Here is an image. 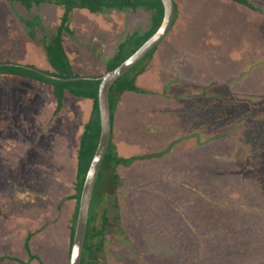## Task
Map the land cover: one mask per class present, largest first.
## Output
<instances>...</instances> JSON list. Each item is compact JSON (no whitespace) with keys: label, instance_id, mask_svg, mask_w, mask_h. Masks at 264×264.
I'll return each mask as SVG.
<instances>
[{"label":"rangeland","instance_id":"374dc122","mask_svg":"<svg viewBox=\"0 0 264 264\" xmlns=\"http://www.w3.org/2000/svg\"><path fill=\"white\" fill-rule=\"evenodd\" d=\"M246 1L251 9L231 0H174L178 21L157 45L166 47L163 57L154 51L137 66V114L132 109L124 116L137 128L131 130L137 137L134 160L114 169L117 183L109 180L104 190L109 224L104 245L94 252L98 264H264V159L250 158L264 147V99H244L264 98V0ZM64 12L56 2L29 9L0 0V65L23 68L0 74V264L68 262L75 203L69 196L93 101L65 90L63 107L55 111L54 89L60 88L55 80L70 82L67 88L78 80L57 78L46 55ZM151 23L145 10L73 9L70 31L60 35L72 78L104 74L116 51L127 49L119 44L134 32L139 36L129 40L139 43ZM28 68L57 76L45 82ZM220 92L237 107L233 128L240 131L235 128L230 136L242 153L233 167L247 162L243 169L257 178L250 183L255 194L241 200L247 210L233 206L215 187L207 189L198 170L187 166L192 156H204L187 148L191 140L201 150L215 146L207 140L213 132L226 135L225 123L219 127L216 120L212 127L206 120L212 114L207 98ZM215 102L216 110L222 109ZM68 150L70 158L64 155ZM135 165L137 175L130 180L136 167H129ZM143 176L147 180L139 183ZM101 223L98 218V228Z\"/></svg>","mask_w":264,"mask_h":264},{"label":"trees","instance_id":"16d2710c","mask_svg":"<svg viewBox=\"0 0 264 264\" xmlns=\"http://www.w3.org/2000/svg\"><path fill=\"white\" fill-rule=\"evenodd\" d=\"M9 1H16L23 4L26 8H31L32 3H42V2H56L59 5L64 6L65 12L62 16L61 24L58 29L59 36L55 39L56 42L54 44L45 45L46 48V55L48 60L50 61L52 67L57 69L58 71L57 76L56 73H38L35 72L32 68H28L27 70L30 71L32 77H39L42 80H45V82H49L51 79V76L61 79H71V82H75L72 78L73 75L71 74V63L70 60L66 54V51L64 50L63 46V40L60 35H62L63 32L69 33L68 28V21H69V14L73 9L79 8V9H87L91 12H100L104 9H116L120 11H124L126 9H132L134 11L136 10H145L150 13L151 15V26L143 34V38H141L140 42H132L130 41L131 38L139 36L137 33L134 32V34L131 35L126 41L124 45L119 44V48L121 45L123 47H127V49L116 51L115 55L113 56L112 60H114V64L111 66V68H108L107 70L114 69L115 67L119 66L123 61H125L129 56H131L161 25L163 20V5L160 0H9ZM238 4H243L247 7H251V4H249L246 0H231ZM176 14V10H175ZM175 16L173 20V24L175 22ZM130 39V40H129ZM129 40V42H127ZM127 45V46H126ZM122 48V47H121ZM157 46L154 47L148 54H146L142 60H140L136 65H134L128 72H126L123 76H121L119 79H117L114 83V85L110 89L109 94V104L111 109V118L113 122V110L116 107V103L118 102V97H116V93H123L125 91H132V92H140V89L135 85V78L140 73L139 69L137 70V66L143 62L147 56L152 55L154 51L156 50ZM123 49V48H122ZM16 69L15 72H13V69ZM9 69V70H6ZM23 69L21 66L17 65H7L2 64L0 65V74L2 73H11V74H17V71ZM26 70V69H24ZM48 75V76H47ZM130 75V77H129ZM76 78V77H74ZM55 80V79H54ZM56 83L60 84L59 86H56V89H54V95L57 96V105L55 108L56 112H59L61 108L63 107V91L67 90L72 95L76 97H83L87 98L93 101V108H92V114L89 118V120L85 123L83 127V132L80 136L79 141V147L76 154V165H77V174H76V183L74 185L75 192L73 195L69 196V199H73L75 201L74 203V210L71 217V225L69 227L70 233H69V250H68V262L66 264H69V255L71 250V244L73 241L74 236V230H75V224L78 214V208H79V202H80V196L85 180V176L87 173V170L89 168V165L91 163V160L93 158V155L95 153L96 147L98 145L99 136H100V118H99V110H98V88H99V80H91L87 78L78 79L75 82L74 88H67V86H70V82H66L63 80H55ZM219 93L216 95V97H209L207 100L210 102L206 104H210L211 106H214L216 104V100L219 101V107L222 108L220 110H216L217 107L214 106V108H211L210 111L212 114L206 118H210L211 125L213 127L214 124L217 125L216 120H219V127H221L224 123L226 124V135L223 134H216V132H213L210 137L207 138L212 143H215V146L213 145H207L201 150H195L196 153H199L201 151L204 152L203 158H201L199 155L196 159H193V156L191 157L190 161H187L189 168L192 170L196 168L198 170V178H203V183L205 184L206 188L209 189L208 186L215 187L216 191L219 193L226 194L225 198L230 197L231 202L233 206H238V208H242L243 210H247L245 206L241 204V200L244 203V200H247L252 194H255V190L253 188L251 189L250 183L253 180H257V178L253 175L250 176V174L253 172L250 168H247L246 170V163L243 162L240 167H233L235 164L234 162L239 158L238 153H242L241 149L239 147H233L231 145L232 141V133L231 131L237 127L233 128V120L235 118L234 111L237 113V107L236 104H234L235 99L232 100L225 98L226 94ZM261 97V96H260ZM259 96H251L247 95L244 96V99L249 100L248 102H257L261 101L264 98H260ZM237 98V97H236ZM233 101V102H232ZM213 102V103H211ZM248 120H244L242 118V122L246 123ZM218 126V125H217ZM244 127H241L240 129H243ZM239 130V129H238ZM240 131V130H239ZM225 135V136H224ZM200 143V142H198ZM50 144V141H47V145ZM248 146L250 143H247ZM246 145V142H245ZM59 146V144H58ZM210 146H213L210 147ZM61 148V152H62ZM64 155H68L70 158L71 150L64 151ZM63 155V156H64ZM67 157V158H68ZM256 157L257 161L264 159V147L258 148L256 152L254 151L250 158ZM263 158V159H262ZM134 158L125 159L118 155L116 146L110 140L109 146L103 161V164L101 166V169L99 171V175L93 190L91 205H90V211H89V219H88V225H87V231L81 256V264H98L97 258L94 256L95 251H99L102 246L104 245V230L109 224V220L107 217V207H103V203L106 201L107 194L104 192L106 186L108 185V181L110 180L113 184L117 183L118 175L116 172H114V169L116 167L122 165V166H129L133 162ZM249 161V160H248ZM107 167H110L112 169V172H108L106 169ZM188 168V169H189ZM244 168V169H243ZM49 175H51L50 172ZM46 173V175H47ZM244 193V195H243ZM237 197V200H236ZM99 198V199H98ZM97 199V201H96ZM115 202L116 197L114 198ZM96 201V204H95ZM115 208H118L117 203L115 204ZM101 210V212L99 211ZM239 212V211H238ZM101 219L102 223L101 226L98 228L96 221ZM29 238L31 236H28ZM29 241V239H27ZM93 241V242H92ZM27 245V243H26ZM28 246V245H27ZM28 250L29 247H28ZM30 259L38 258V256L29 253Z\"/></svg>","mask_w":264,"mask_h":264},{"label":"water","instance_id":"95a60500","mask_svg":"<svg viewBox=\"0 0 264 264\" xmlns=\"http://www.w3.org/2000/svg\"><path fill=\"white\" fill-rule=\"evenodd\" d=\"M163 5V20L158 29L125 61L98 78V110L100 118V136L95 153L87 170L78 208L73 241L69 255V264H81V256L87 231L93 190L103 164L112 134V118L109 104L110 89L115 81L128 72L142 58L156 47L168 34L175 16L174 0H160ZM82 79V78H73ZM71 80V79H70Z\"/></svg>","mask_w":264,"mask_h":264},{"label":"crops","instance_id":"0c3cea01","mask_svg":"<svg viewBox=\"0 0 264 264\" xmlns=\"http://www.w3.org/2000/svg\"><path fill=\"white\" fill-rule=\"evenodd\" d=\"M13 2H16V1H13ZM40 4H38V5H40ZM34 5H36V3H32L31 8H29V9H32L34 7ZM247 8H250V7H247ZM182 20H183V22H186L183 19V17H182ZM177 21H178V18H177V15H176V21L174 22V24ZM186 27H187V24L185 23L182 28H186ZM182 28L180 27V29H182ZM162 42L163 41L161 40V43ZM165 49H166V47L165 48H161V47L158 48L157 47L156 50H155V52L157 54L156 56L163 57V54H164L163 51ZM154 57H152V59ZM181 74H183V73H181ZM178 76H179V74H178ZM135 85L137 87H139L138 84H137V76L135 78ZM125 92L120 94L118 102H117V105L115 107V111H114V114H113V122H112L111 140L115 144L116 150H117V153H118L119 156H121L123 158H131L133 156V154L135 153L134 152L135 148H133V146L136 145V143H137V137L133 135L135 133H133L131 130L137 131V128L133 125L135 122L132 123V124H129V119H126V117H124V116H125V112L132 111V109H134L136 114H137V104L135 106L133 105L134 103H137L135 101V100H137V92H132V91H130L131 93H125ZM142 129L143 128H141V130ZM187 148H189L190 150H198L200 147H198V144H197L196 141L191 140V143L188 144ZM120 166L122 167V165H120ZM116 168H118V167H116ZM124 168H127V167L124 166ZM129 168L130 169L131 168H135L132 176L130 177V180H132V177L137 175V165H135L133 167H129ZM178 168L180 170H182L181 167H178ZM153 179L154 178L149 179L150 183L148 185L153 183ZM143 180L146 181L147 179H144V176H143L140 179L139 183H141V181H143ZM130 182L131 181H129L126 185H128ZM140 185L141 184H138L139 187H141ZM145 186H147V184ZM141 189H144V188L141 187ZM135 213H137V212L135 211Z\"/></svg>","mask_w":264,"mask_h":264}]
</instances>
